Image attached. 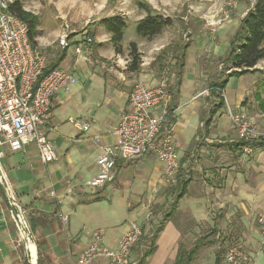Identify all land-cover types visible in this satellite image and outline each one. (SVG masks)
I'll return each mask as SVG.
<instances>
[{
  "label": "crops",
  "instance_id": "1",
  "mask_svg": "<svg viewBox=\"0 0 264 264\" xmlns=\"http://www.w3.org/2000/svg\"><path fill=\"white\" fill-rule=\"evenodd\" d=\"M36 1L30 0L23 6L39 18L37 46L48 53L47 65L65 50L57 66L67 68L77 82L60 90L53 98L46 129L57 151L55 161L44 162L34 143L27 144L22 151H12L8 145L1 147L5 157L0 172V264H31L27 247L20 240L9 211L6 188L26 210L29 226L37 235L32 249L37 264H77L79 252L90 244L93 232L99 228L106 230L105 244L115 248L128 228L129 217L136 220L143 231L131 255L139 264L152 239L156 248L146 256V264H176L179 252L186 251L187 243H196L200 238L215 241L221 233L211 240L212 235H208L207 230L212 232L219 226L216 213L222 214L224 221L234 222L238 217L240 225L246 228L241 219L256 212L257 201L264 206V180H261L264 179V148L252 147L249 155L244 148L250 145L237 146L240 139L237 132L215 121L226 105L230 110L232 105L235 110L244 111L242 101L247 87L242 81L246 76L229 98L230 78L227 76L226 87L220 95L225 104L206 124L217 98L210 96L211 88L204 89L210 90L204 95L202 76L195 72L187 74L186 58L181 85L173 94L170 120L181 161L180 175L187 182V189L174 209L175 197L163 177L160 162L152 153L134 161L118 159L114 181L104 188H93L87 182L98 172L96 161L100 146L115 141L114 128L128 106L133 85L139 80L154 83L161 75L150 70V62L142 57L138 72L128 69L127 48L131 41L138 47L144 42L136 34L135 26L146 13L136 2L130 11L118 1L108 4L101 15L86 19L81 14L61 11L57 14L50 5L52 0ZM116 14L128 19L123 53L115 51L111 34L100 23L102 18ZM65 21L70 22L69 45L62 48L59 36ZM88 37L92 38L91 43H86ZM79 45H83L81 52L76 51ZM170 84H175V74ZM70 117L88 124V131L72 124ZM257 135L253 138L262 136ZM133 178L143 185L140 187L146 192L145 198L142 197L145 201L136 199V205L128 201V212L124 213L114 204L118 198L115 184L120 186ZM186 196L190 202L182 211L179 204ZM140 203L141 207H137ZM162 205L165 207L159 208ZM169 208L166 214L173 212V215L166 220L163 210ZM178 212L180 217L175 219ZM63 216L68 218L64 220ZM158 220L164 225L155 237ZM256 231L259 234L258 224ZM91 264H109V261L100 258Z\"/></svg>",
  "mask_w": 264,
  "mask_h": 264
},
{
  "label": "built area",
  "instance_id": "2",
  "mask_svg": "<svg viewBox=\"0 0 264 264\" xmlns=\"http://www.w3.org/2000/svg\"><path fill=\"white\" fill-rule=\"evenodd\" d=\"M15 1L0 0V172L1 161L5 157L1 149L3 145H8L12 151H22L27 144L34 143L44 162L57 159L56 148L46 129L53 98L60 90L77 82L67 68L57 66L45 72L46 53L32 44L28 24L10 11ZM229 18V12H223V19ZM217 23L215 19L208 23L213 33L218 30ZM69 31L70 25L63 22V32L59 36L62 48L69 45ZM92 41L88 37L86 43ZM82 49L83 45H79L76 51L81 52ZM170 70L166 66L154 83L139 80L133 85L128 106L114 128L115 141L100 146L96 161L98 172L87 182L89 186L101 189L113 182L118 159L134 161L150 153L160 162L167 184L175 185L178 182L181 161L170 120L173 113ZM204 93L208 94L209 90ZM230 118L240 138H251L257 134L253 118L244 112L230 110ZM69 121L84 131L89 129L88 124H81L74 117H70ZM244 150L250 153L252 147L246 146ZM6 193L16 232L27 247L31 264H37L32 251L37 235L31 230L26 210L16 196L9 188H6ZM67 218L63 216L64 220ZM257 224L260 245L264 249V212L258 215ZM105 235L104 228L93 232L90 244L79 252L77 264H91L100 258H106L109 264H139L131 258L133 249L143 235L142 227L136 220L129 221L115 248L105 244ZM254 254L259 252L233 245L226 249L224 260L227 264H256Z\"/></svg>",
  "mask_w": 264,
  "mask_h": 264
},
{
  "label": "rangeland",
  "instance_id": "3",
  "mask_svg": "<svg viewBox=\"0 0 264 264\" xmlns=\"http://www.w3.org/2000/svg\"><path fill=\"white\" fill-rule=\"evenodd\" d=\"M22 1L23 4L26 5L30 0ZM118 1H122L124 8H128L130 11L132 8H135L134 2H136V0H52L50 5L52 6V10L57 14L59 11L63 13L69 12L81 14V16L86 19H92L101 15V12L105 10L108 4L113 5ZM146 1L149 2L157 12L173 19L172 25L166 28L160 35L152 39L141 37V40L144 41L142 45L138 47L141 57L150 62V70L155 74L159 73L160 75L164 66H174L178 51H180L182 45L186 43L190 44L187 50L188 57L185 56V60L187 58L189 63L186 68L187 74L188 72H195V74L202 76L204 81L203 90L206 88L210 89L211 84L214 82L227 79L230 71L235 70L225 61L229 52V43L239 27L240 20L247 13L248 9L252 7L255 0ZM225 11H228L230 14L228 20L223 19V12ZM212 19L218 22V30L215 33L211 31V27L208 24ZM68 24H70V22ZM160 47H162V49L157 50ZM127 50L129 51L127 55L131 57L130 47H128ZM195 50L197 52H195ZM46 55L48 56V53ZM256 68V71L245 73L241 77L236 75L229 77L227 96L228 98L231 97L233 90L239 86L241 79L246 76L242 81L247 87V93L244 95L242 101L244 111L240 109L235 110V108L230 105L232 108L231 110L233 112H244L248 117L253 118L257 134L264 136V60H261ZM204 95L206 94L204 93ZM210 96L217 98L214 99L215 102L219 101L218 97L212 95V93H210ZM215 121L225 129L231 126V128L235 130L232 127L233 122L230 118V109L227 105L216 115ZM249 180L251 181V179ZM252 183H255V180L252 179ZM115 186L117 189L115 196L118 198L114 201V204L124 213L128 212V210H126L128 201H132L134 205L137 203L136 199L140 201L143 199V201H145L146 192L143 190V187H140L143 185L139 184L137 178L123 181L122 185L119 186L115 184ZM169 187H171L170 189L175 197L177 192H174V185H169ZM112 188L113 186L110 187V190ZM143 196L144 198H142ZM189 202L190 199L186 196L180 201V209L183 211ZM137 207H141V203L138 204ZM164 207L165 205H162L159 208L162 209ZM263 208L264 206H261L259 201H257L255 207L256 212H250L248 217H245L244 220L241 219L246 228L240 225L238 217L233 220L234 222L224 221L222 214L216 213L218 216L215 220L217 222L216 224L219 226L216 227L215 230L213 229L214 231L212 232L207 230V233L208 235H212L211 240L219 233H221V235L215 238L214 242L206 241L204 244L198 245L197 248L195 247V242L187 243L185 246L186 251L195 249V255L190 264H214L217 252L221 249L224 258L226 249L233 245L249 248L255 252L258 251L259 254H254L255 262L256 264H264V249L261 248L260 236L256 231L257 217L260 213L264 212H259V210ZM134 210L135 208L130 211L133 212ZM169 210L170 208L163 210V216H165L164 214ZM156 212L159 211L156 210ZM174 217L175 219L179 218V212L174 215ZM130 219L132 220L133 218L129 217V220ZM157 223L159 224V220ZM158 224H155L156 231L159 226ZM193 229L194 228H192V230ZM187 238L188 237L185 238V241ZM223 264L227 263L223 261Z\"/></svg>",
  "mask_w": 264,
  "mask_h": 264
},
{
  "label": "trees",
  "instance_id": "4",
  "mask_svg": "<svg viewBox=\"0 0 264 264\" xmlns=\"http://www.w3.org/2000/svg\"><path fill=\"white\" fill-rule=\"evenodd\" d=\"M136 5L140 10L146 13V15L142 19H140L135 26V32L139 37L152 39L160 35L166 28L172 25L173 19L171 17L157 12L153 8V6L146 0H136ZM10 11L28 24L30 40L34 46H37L39 25L38 16L32 12L25 10L23 3L18 0L10 6ZM100 23L111 34V41L114 44L115 51L117 53H123L124 49L122 42L125 29L128 25V19L125 16L116 14L113 16L102 18L100 20ZM189 46L190 44L188 43L182 45L181 50L177 53V58L174 66H171L169 78H171L172 75L175 74V84H170V90L173 94L176 93V89H178V86L181 85L183 70L186 64V51ZM130 55L131 57L128 64V69L133 72H138L140 70L142 58L141 53L138 51V44L134 41L130 42ZM64 56L65 50H62L58 54L55 61L47 65L45 72L52 70L54 67H57ZM261 60H264V0H255L252 7L248 9L247 13L240 20L239 27L230 41L229 52L225 61L235 70H232L230 74H228V77H231L232 75L241 76L245 73L256 71V67ZM163 69H165V66L162 68V70ZM226 84L227 80H222L220 82H214L211 84V93L212 95L217 96L219 101L214 104L213 108L209 112L210 118L208 119L206 124L210 123L216 112L224 106V99L220 95L221 91L226 87ZM173 107L174 106H172V110ZM246 145H250L251 147L264 148V136H259L258 138H240L237 146L244 147ZM174 187L175 192L177 193L175 196L173 209L178 200L185 195L187 189V182L180 175V173L178 175V182ZM172 215L173 212L166 214L165 219L168 220L172 217ZM163 225L164 222H161L159 224L157 231L155 230L154 232L155 237L163 229ZM206 239L207 238H200L196 242L195 247L197 248L198 245L204 244L206 242ZM150 241V248L147 250L145 258L141 260V264H146V256L151 255L156 248L154 240L152 239ZM194 255L195 249H192L190 251H184L183 249H181L176 264H190ZM223 261H225L223 258V251L220 249L216 254L214 264H223Z\"/></svg>",
  "mask_w": 264,
  "mask_h": 264
}]
</instances>
